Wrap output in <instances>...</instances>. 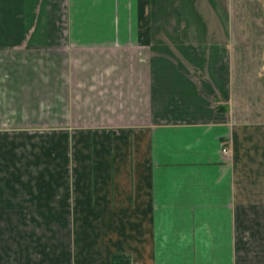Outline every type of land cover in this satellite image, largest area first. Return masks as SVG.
<instances>
[{
    "label": "crops",
    "instance_id": "0c3cea01",
    "mask_svg": "<svg viewBox=\"0 0 264 264\" xmlns=\"http://www.w3.org/2000/svg\"><path fill=\"white\" fill-rule=\"evenodd\" d=\"M263 24L0 0V264H264Z\"/></svg>",
    "mask_w": 264,
    "mask_h": 264
},
{
    "label": "trees",
    "instance_id": "16d2710c",
    "mask_svg": "<svg viewBox=\"0 0 264 264\" xmlns=\"http://www.w3.org/2000/svg\"><path fill=\"white\" fill-rule=\"evenodd\" d=\"M113 262L114 264H130L127 256L119 254L113 255Z\"/></svg>",
    "mask_w": 264,
    "mask_h": 264
},
{
    "label": "rangeland",
    "instance_id": "374dc122",
    "mask_svg": "<svg viewBox=\"0 0 264 264\" xmlns=\"http://www.w3.org/2000/svg\"><path fill=\"white\" fill-rule=\"evenodd\" d=\"M252 5L254 6V11H257V10L259 9V6H260L259 3H253ZM256 22L258 23V25H262V24H260V20H256ZM263 25H264V24H263ZM253 62H255V63L258 62V61H257V57L253 58ZM253 69L255 70L256 68H253ZM223 148H227V149H228L226 143L223 145Z\"/></svg>",
    "mask_w": 264,
    "mask_h": 264
},
{
    "label": "built area",
    "instance_id": "2783aa9c",
    "mask_svg": "<svg viewBox=\"0 0 264 264\" xmlns=\"http://www.w3.org/2000/svg\"><path fill=\"white\" fill-rule=\"evenodd\" d=\"M223 151H224L225 154H228L229 153V150L227 148H224Z\"/></svg>",
    "mask_w": 264,
    "mask_h": 264
}]
</instances>
